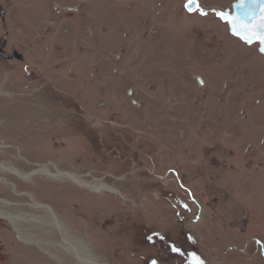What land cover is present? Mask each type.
Returning a JSON list of instances; mask_svg holds the SVG:
<instances>
[{
  "label": "rangeland",
  "instance_id": "rangeland-1",
  "mask_svg": "<svg viewBox=\"0 0 264 264\" xmlns=\"http://www.w3.org/2000/svg\"><path fill=\"white\" fill-rule=\"evenodd\" d=\"M234 1L0 0V163L119 194L0 177L98 262L264 264V56L216 15ZM0 264L57 263L0 220Z\"/></svg>",
  "mask_w": 264,
  "mask_h": 264
},
{
  "label": "bare ground",
  "instance_id": "bare-ground-1",
  "mask_svg": "<svg viewBox=\"0 0 264 264\" xmlns=\"http://www.w3.org/2000/svg\"><path fill=\"white\" fill-rule=\"evenodd\" d=\"M0 174H7L21 182H26L35 176L46 177L54 181L69 179L77 186L86 188L90 193L119 194L117 190L109 186L83 183L67 172H61L57 169L51 171L45 165L38 166L28 172H21L10 164L0 163ZM0 184L11 187L18 197H27L31 200L28 205L13 206V209L16 208L14 210H17L15 214L0 211V220L6 221L13 228L19 242L24 246L36 247L43 255L55 261L57 264H61L64 261L62 259L64 257L71 258L74 260L75 264H107L98 262L97 259L81 245L78 239L70 236L49 206L36 202L27 192L18 191L15 184L9 182L4 177H0ZM0 203L3 204L4 207L6 206L4 201H0ZM61 252L65 256L62 255V257H60Z\"/></svg>",
  "mask_w": 264,
  "mask_h": 264
},
{
  "label": "water",
  "instance_id": "water-1",
  "mask_svg": "<svg viewBox=\"0 0 264 264\" xmlns=\"http://www.w3.org/2000/svg\"><path fill=\"white\" fill-rule=\"evenodd\" d=\"M186 1L188 2V0ZM241 4L245 5V7H241ZM197 5L198 3L190 5V7L192 8L191 11H189L188 8H185L188 12L193 13L197 10ZM221 13H224L229 19L235 20L238 24H246L251 27L252 25L259 23L260 18L264 16V0H239L234 4L231 14H229L228 12ZM219 19L222 20V22H227L220 17ZM228 24L231 34L239 38L241 41L245 42L248 45L258 43L255 38H253L251 41H246V39L244 38L246 34L243 31H241L240 34L237 35L233 31V25L230 23ZM262 48H264V45H261L260 48V52L264 54V51L261 50ZM0 55L6 57V54L4 52H0ZM198 81L199 83H201L200 79H198Z\"/></svg>",
  "mask_w": 264,
  "mask_h": 264
},
{
  "label": "snow or ice",
  "instance_id": "snow-or-ice-1",
  "mask_svg": "<svg viewBox=\"0 0 264 264\" xmlns=\"http://www.w3.org/2000/svg\"><path fill=\"white\" fill-rule=\"evenodd\" d=\"M194 3H197V0H188L185 7L188 8L189 11H191L192 8L190 7V5ZM240 6L245 7V5L243 4H241ZM201 14L206 15L207 13H204L201 10ZM216 15L219 16L221 19L226 20L228 23L232 24L233 31L235 34L239 35L240 32L243 31L246 34L244 37L246 41H251L253 38H255L259 44L264 45V16L260 18L259 23L249 27L246 24H238L235 20L229 19L224 13L217 12ZM261 50L264 51V48H262ZM172 250L179 251V249L177 248H173ZM153 264H155V262H153Z\"/></svg>",
  "mask_w": 264,
  "mask_h": 264
},
{
  "label": "flooded vegetation",
  "instance_id": "flooded-vegetation-1",
  "mask_svg": "<svg viewBox=\"0 0 264 264\" xmlns=\"http://www.w3.org/2000/svg\"><path fill=\"white\" fill-rule=\"evenodd\" d=\"M239 0H235L232 4H231V7H230V9L229 8H227L224 12H228L229 14H231L232 13V11H233V6H234V4L235 3H237ZM224 23H226V24H228V22H224ZM228 26H229V24H228ZM234 36V35H233ZM235 38H237L236 36H234ZM237 39H239V38H237ZM240 40V39H239ZM241 41V40H240ZM241 42H243V41H241ZM245 43V42H244ZM253 44H256L257 46H258V49H259V52H260V48H261V45L259 44V43H253ZM252 45V44H251ZM260 54H262L263 56H264V54L263 53H261L260 52ZM172 245V244H171ZM169 255H171V253L169 254ZM193 260V259H192Z\"/></svg>",
  "mask_w": 264,
  "mask_h": 264
}]
</instances>
